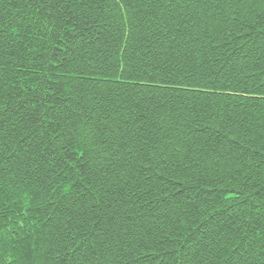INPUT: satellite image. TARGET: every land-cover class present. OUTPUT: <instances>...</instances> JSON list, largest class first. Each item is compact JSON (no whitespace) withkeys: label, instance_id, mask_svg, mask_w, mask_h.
I'll return each instance as SVG.
<instances>
[{"label":"trees","instance_id":"trees-1","mask_svg":"<svg viewBox=\"0 0 264 264\" xmlns=\"http://www.w3.org/2000/svg\"><path fill=\"white\" fill-rule=\"evenodd\" d=\"M0 264H264V0H0Z\"/></svg>","mask_w":264,"mask_h":264}]
</instances>
